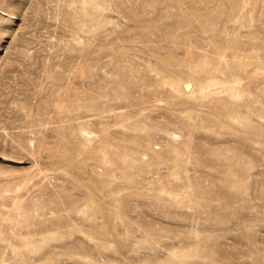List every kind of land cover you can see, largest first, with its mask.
I'll list each match as a JSON object with an SVG mask.
<instances>
[{
	"label": "rangeland",
	"instance_id": "obj_1",
	"mask_svg": "<svg viewBox=\"0 0 264 264\" xmlns=\"http://www.w3.org/2000/svg\"><path fill=\"white\" fill-rule=\"evenodd\" d=\"M0 264H264V0H0Z\"/></svg>",
	"mask_w": 264,
	"mask_h": 264
}]
</instances>
